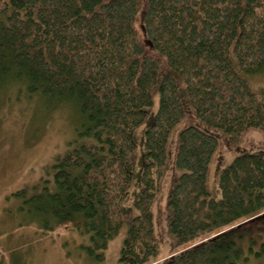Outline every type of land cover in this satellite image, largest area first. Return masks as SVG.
<instances>
[{
	"label": "trees",
	"instance_id": "1",
	"mask_svg": "<svg viewBox=\"0 0 264 264\" xmlns=\"http://www.w3.org/2000/svg\"><path fill=\"white\" fill-rule=\"evenodd\" d=\"M263 70L264 0H0V91L22 88L79 116L50 176L12 193L19 209L43 230L88 235L84 248L97 261L125 227L119 263L151 264L159 248L153 206L173 130L193 111L232 139L264 133V87L248 79ZM155 95L137 214L126 221L132 128ZM177 140L168 226L180 248L159 264L245 261L243 235L254 239L245 225L264 218V151L221 168L215 198L209 171L218 137L186 124Z\"/></svg>",
	"mask_w": 264,
	"mask_h": 264
},
{
	"label": "rangeland",
	"instance_id": "2",
	"mask_svg": "<svg viewBox=\"0 0 264 264\" xmlns=\"http://www.w3.org/2000/svg\"><path fill=\"white\" fill-rule=\"evenodd\" d=\"M248 79L254 88L264 87V70L248 76ZM48 104L40 97L26 95L22 88L0 91V264H120L118 256L125 227L108 242L104 260L97 261L84 248L89 242L88 235L67 228L43 230L30 215L19 209L18 201L12 194L23 187L32 191L42 178L49 177L55 157L75 136L79 116L74 108L60 106L49 109ZM157 106L158 95H155L154 104L147 109L143 122L132 128L136 147L132 184L122 205L126 221L137 214L135 203L142 189L145 130L152 122ZM191 112L192 116L177 124L169 139V159L161 191L153 206L159 248L151 264H159L180 248L169 231L168 195L177 176L173 160L178 133L184 125H198L218 137L219 145L209 171V188L215 198L220 197L218 173L221 168L243 152L264 151V133L261 130L252 128L239 138L232 139L203 124ZM244 232H253L254 239L246 243L248 238L243 235L241 244L248 258L239 264H264V218L256 220L250 227L245 225Z\"/></svg>",
	"mask_w": 264,
	"mask_h": 264
}]
</instances>
